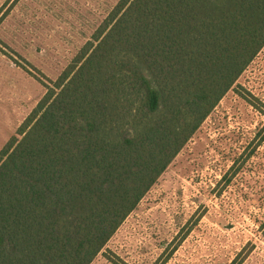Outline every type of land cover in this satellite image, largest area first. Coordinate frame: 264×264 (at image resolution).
<instances>
[{
  "label": "trees",
  "instance_id": "obj_1",
  "mask_svg": "<svg viewBox=\"0 0 264 264\" xmlns=\"http://www.w3.org/2000/svg\"><path fill=\"white\" fill-rule=\"evenodd\" d=\"M264 46V0H119L0 151V264H91Z\"/></svg>",
  "mask_w": 264,
  "mask_h": 264
},
{
  "label": "rangeland",
  "instance_id": "obj_2",
  "mask_svg": "<svg viewBox=\"0 0 264 264\" xmlns=\"http://www.w3.org/2000/svg\"><path fill=\"white\" fill-rule=\"evenodd\" d=\"M119 0H0V151ZM91 264H264V46Z\"/></svg>",
  "mask_w": 264,
  "mask_h": 264
}]
</instances>
